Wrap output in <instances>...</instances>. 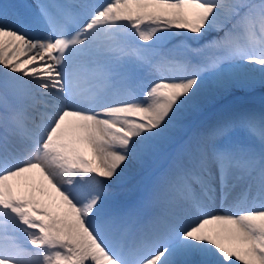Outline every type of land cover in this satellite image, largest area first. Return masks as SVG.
Returning a JSON list of instances; mask_svg holds the SVG:
<instances>
[{"label":"snow or ice","instance_id":"1","mask_svg":"<svg viewBox=\"0 0 264 264\" xmlns=\"http://www.w3.org/2000/svg\"><path fill=\"white\" fill-rule=\"evenodd\" d=\"M257 88L264 0L0 4V264H264Z\"/></svg>","mask_w":264,"mask_h":264},{"label":"rangeland","instance_id":"2","mask_svg":"<svg viewBox=\"0 0 264 264\" xmlns=\"http://www.w3.org/2000/svg\"><path fill=\"white\" fill-rule=\"evenodd\" d=\"M15 0H5V4H10V2L14 3ZM12 3V4H13ZM227 106L224 110H221L220 107H208L205 111L195 117L196 123L203 118L204 121H209V123L215 122V120L219 119L223 115H228L232 113L238 112V107L240 106H249L260 108L264 110V90L257 88L254 91H239L237 90L233 96L229 97L228 100L224 102ZM149 174V169H145L144 171L139 173V180L141 183L146 182V178Z\"/></svg>","mask_w":264,"mask_h":264},{"label":"bare ground","instance_id":"3","mask_svg":"<svg viewBox=\"0 0 264 264\" xmlns=\"http://www.w3.org/2000/svg\"><path fill=\"white\" fill-rule=\"evenodd\" d=\"M4 2L5 0H0V4H5ZM22 2H26V0H15L14 4L22 3ZM27 2H32V0H27ZM239 91H245V90H239ZM247 110H254L256 112L262 111L260 108H255V107H249V106L238 107V112L247 111ZM203 118L197 122L198 125L210 124L209 121L208 122L204 121ZM140 172L142 171H140L135 167L129 170V172L126 175L123 189L121 190V196H120L121 200L126 202H131L138 197L140 190L143 187V183H141L138 176Z\"/></svg>","mask_w":264,"mask_h":264}]
</instances>
